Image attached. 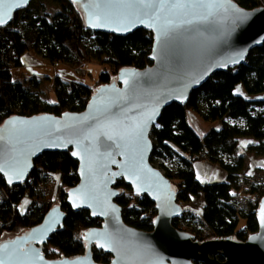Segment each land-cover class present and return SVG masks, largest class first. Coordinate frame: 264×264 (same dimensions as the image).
I'll return each mask as SVG.
<instances>
[{"label":"water","instance_id":"obj_1","mask_svg":"<svg viewBox=\"0 0 264 264\" xmlns=\"http://www.w3.org/2000/svg\"><path fill=\"white\" fill-rule=\"evenodd\" d=\"M70 1L78 4L85 27L91 31L120 36L136 29L151 31V64L142 69H119L114 81L96 87L81 111L14 114L3 120L0 164L4 170L0 175L5 182L23 184L34 158L43 152L69 151L78 162V182L67 190L66 203L88 211L101 224L83 232L82 239L88 245L84 254L48 259L40 246L62 227L66 215L60 205H54L38 225L0 238V260L4 264H264V195L255 210L257 231L246 239L197 241L173 226L183 206L177 203L169 179L150 162V129L162 109L172 103L183 105L211 75L244 63L248 51L264 42V8L244 9L233 0H151L157 6L165 5L153 15L154 8L116 6L134 0ZM7 2L20 6L10 10L0 6V16L6 20L0 26L10 23L14 12L28 4L22 0ZM173 4L185 7L173 8ZM207 4L214 5L211 15L203 6ZM145 11L148 15L143 14ZM93 13L106 14L109 19L102 26H94L90 23L95 19ZM135 13L140 18L130 30L123 31L121 24L135 19ZM165 30L168 34L162 37ZM118 178L129 184L134 194L154 203L156 216L151 231L123 221L121 207L114 201L118 190L113 184ZM91 246L110 254V261L95 262Z\"/></svg>","mask_w":264,"mask_h":264},{"label":"trees","instance_id":"obj_2","mask_svg":"<svg viewBox=\"0 0 264 264\" xmlns=\"http://www.w3.org/2000/svg\"><path fill=\"white\" fill-rule=\"evenodd\" d=\"M44 1H30L14 12L10 23L0 26V124L14 114L60 115L65 111H81L96 87L114 81L119 69H142L151 64L148 58L153 42L151 31L136 29L126 36L91 31L85 27L78 4L52 0L58 8L49 11ZM233 1L244 9L259 6V0ZM86 37H91L97 48L95 59L104 66L94 86L56 77L55 101L47 102L41 98V92L32 88L39 79L30 77L26 82L12 79L13 69L22 67V58L29 52L52 64L68 62L81 67L91 62L93 57L81 44ZM238 85L242 86V93L234 92ZM256 95L262 96L250 98ZM188 111L199 115L210 128L198 133L187 121ZM225 118L243 119L244 127L230 126L224 122ZM150 134L151 163L153 157L179 158L180 167L176 171L161 164L177 203L183 206L201 200V216L196 225L183 226L178 217L172 221L175 228L190 233L197 241L227 237L242 241L256 232L255 210L264 195V184L249 178L240 180L239 175L245 169L246 153L264 155V42L248 51L244 63L238 67L211 75L190 93L183 105L172 103L164 107ZM204 146L206 152L200 156ZM220 153L232 155L233 163L220 160ZM188 155L193 158L188 159ZM203 159L224 170L226 179L201 180L194 172L193 163ZM77 169L78 162L69 151H46L34 158L23 184L8 185L0 175V238L38 225L45 213L58 204L66 214L63 225L40 246L42 254L48 259L84 254L88 245L82 239L83 232L100 226L101 220L66 203L67 190L78 182ZM54 175L57 178L53 179ZM256 176L254 171L251 177ZM246 182L250 183L245 185ZM113 186L118 190L114 201L121 207L123 221L131 227L151 231L156 216L154 203L144 195L134 194L122 178L116 179ZM241 192L254 198L242 196ZM25 196L30 198V206L21 212L17 206ZM91 253L98 263H108L111 259L110 254L93 246Z\"/></svg>","mask_w":264,"mask_h":264},{"label":"rangeland","instance_id":"obj_3","mask_svg":"<svg viewBox=\"0 0 264 264\" xmlns=\"http://www.w3.org/2000/svg\"><path fill=\"white\" fill-rule=\"evenodd\" d=\"M46 7L49 11H53L54 9H57L58 6L53 3L52 0H45ZM81 44L85 47L89 55H91L93 58L91 59V62L83 64L81 67H75L72 64L68 62L64 63H50L44 57L41 55H37L36 53L29 52L26 54L27 58L29 59V66L25 68H14L12 71V79L13 80H20V81H26L30 77H35V79H39V82L35 84V86H32L33 90L41 92V98L44 101L52 102L55 101V85H54V79L56 77H59L61 80L64 81H78L83 82L84 84H87L89 86H94L95 81L97 79L98 74L102 71L104 68L103 65L99 63L98 60L95 59L97 48L93 43L91 42V37L89 38H82ZM104 55H102L103 57ZM48 77V78H46ZM235 93H242L243 88L241 85H238L236 89L234 90ZM200 107L203 110L202 104H200ZM187 121L188 123L200 134L205 133L209 128L210 124H206L199 115L188 111L186 113ZM224 122L227 123L230 126H238L240 128L244 127V120L243 119H231V118H225ZM151 141L153 140L152 135L150 134ZM220 160H222L224 163L231 164L233 163V156L229 155L227 153H220L218 156ZM152 164L159 168L162 172L163 169L161 168V164L164 166V168L169 169L171 171H176L180 167V161L177 156H173L171 158H158L153 157L152 158ZM258 165L257 166H255ZM208 166H205L204 168V175L202 177H199L203 181L208 182H220L221 178L217 176L218 174L213 175L210 179H208V173L209 169ZM220 169V168H219ZM256 172V178L251 177L253 172ZM207 176V177H206ZM213 178V179H212ZM250 179L249 181H260L262 184H264V155L257 154V153H246L245 154V169L240 173L239 179ZM54 179V177H53ZM212 180V181H211ZM248 181V180H247ZM250 182H246L245 185H248ZM55 195L54 193L52 194ZM242 196L250 197L253 199V196H249L245 193L241 194ZM30 203V198L28 196H25L22 198L20 203L18 204L17 208L21 212H25L28 210V207ZM184 207V213L180 215V223L183 226L186 227H194L196 225L197 218L201 216V200H195L190 203L183 204ZM195 215L193 218L191 215Z\"/></svg>","mask_w":264,"mask_h":264},{"label":"snow or ice","instance_id":"obj_4","mask_svg":"<svg viewBox=\"0 0 264 264\" xmlns=\"http://www.w3.org/2000/svg\"><path fill=\"white\" fill-rule=\"evenodd\" d=\"M22 3L23 4H27L28 3V0H22ZM0 6H6L10 10L13 6L19 7L20 4L13 5V4L8 3L7 0H0ZM116 6L117 7H126V8H136V7H139V8H143V9H153L154 8V9H156V12H154L153 15H156L157 12L162 11L163 8L165 7L164 4H160L158 6L155 5V4H153L151 2V0H148V2H146V0H134V2H132V3H126V4H122V5H116ZM203 6L209 9L208 14L211 15L212 14L211 9L214 7V5L207 4V5H203ZM96 7L99 8L100 5H97ZM171 7H173V8H183V7H185V5H182V4H173ZM143 14L144 15H148V12L145 11ZM4 15L7 16L8 14L5 13ZM92 15L95 16V19L92 20L90 23L92 25H94V26H97V27L102 26L109 19V16L106 15V14L102 16L99 13H93ZM134 15L136 16L135 19H130V20H128L127 23L121 24V28H122L123 31L130 30V28L132 26H134L135 23L137 22V20L140 18L139 17V13H135ZM8 18L10 19L11 17L9 16ZM125 19H127V17H125ZM5 22H6L5 18L3 16H0V24H4ZM166 23L168 25H171L172 22L171 21H167ZM113 30H115V29H113ZM167 34H168L167 33V30L161 32V36L162 37L167 36ZM125 83H127V81H125ZM108 139H113V137L109 136ZM108 147H110V146H108ZM72 154L75 156L78 153L73 152ZM3 170H4V165L0 164V171H3ZM19 175H20V173H17V176H19ZM75 206H78V205L74 204V207ZM261 220H262V223H264V207H262ZM97 246L98 247H101V248L104 247L103 244H98ZM0 264H4V262L2 260H0Z\"/></svg>","mask_w":264,"mask_h":264},{"label":"crops","instance_id":"obj_5","mask_svg":"<svg viewBox=\"0 0 264 264\" xmlns=\"http://www.w3.org/2000/svg\"><path fill=\"white\" fill-rule=\"evenodd\" d=\"M34 53V52H33ZM29 59L27 58L26 55L23 56L22 58V67L20 68H25L28 67L29 65ZM14 70V69H13ZM25 80V79H24ZM23 80V81H24ZM27 81V80H26ZM24 81V82H26ZM262 95H256V96H251L250 98H257V97H261ZM54 102V101H52ZM208 124V123H206ZM203 134V133H202ZM254 153V152H252ZM205 166H208L207 168L209 169V173H208V179H210L213 175L218 174L217 176H219L221 178V181H224L226 179V172L224 170H222L218 165H215L207 160H201V161H196L193 163V169L195 174L198 177H202V175H204V168ZM255 166L258 167V165L255 164ZM220 168V169H219ZM207 177V176H206ZM213 179V178H212ZM212 181V180H211Z\"/></svg>","mask_w":264,"mask_h":264},{"label":"built area","instance_id":"obj_6","mask_svg":"<svg viewBox=\"0 0 264 264\" xmlns=\"http://www.w3.org/2000/svg\"><path fill=\"white\" fill-rule=\"evenodd\" d=\"M259 6H261V7L264 8V0H259ZM259 6H258V7H259ZM205 152H206V147L204 146V147H203V152H201L199 155L201 156V155H203ZM187 158H188V159H192L193 156L188 155ZM194 158H195V157H194ZM54 178H57L56 175H54Z\"/></svg>","mask_w":264,"mask_h":264}]
</instances>
